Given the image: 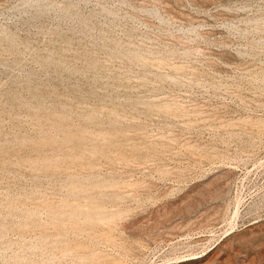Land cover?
<instances>
[{"label": "rangeland", "instance_id": "rangeland-1", "mask_svg": "<svg viewBox=\"0 0 264 264\" xmlns=\"http://www.w3.org/2000/svg\"><path fill=\"white\" fill-rule=\"evenodd\" d=\"M0 264H264V0H0Z\"/></svg>", "mask_w": 264, "mask_h": 264}]
</instances>
